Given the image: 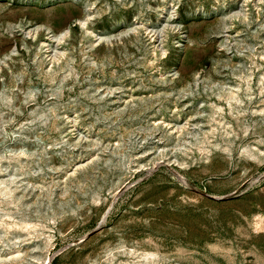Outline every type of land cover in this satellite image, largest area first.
Masks as SVG:
<instances>
[{"label": "rangeland", "instance_id": "rangeland-1", "mask_svg": "<svg viewBox=\"0 0 264 264\" xmlns=\"http://www.w3.org/2000/svg\"><path fill=\"white\" fill-rule=\"evenodd\" d=\"M0 264H264V0H0Z\"/></svg>", "mask_w": 264, "mask_h": 264}]
</instances>
